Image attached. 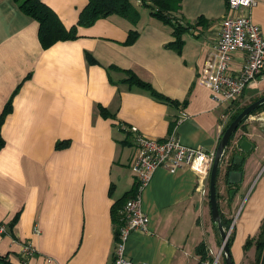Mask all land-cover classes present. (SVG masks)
Instances as JSON below:
<instances>
[{
    "label": "crops",
    "instance_id": "crops-1",
    "mask_svg": "<svg viewBox=\"0 0 264 264\" xmlns=\"http://www.w3.org/2000/svg\"><path fill=\"white\" fill-rule=\"evenodd\" d=\"M44 1L66 28L87 2ZM138 10L136 24L110 14L78 26V38L42 48L37 22L12 0H0V108L16 90L1 126L0 150V222L7 228L0 234V256L9 264H111V206L136 180L129 169L135 149L130 127L159 140L174 129L184 144L215 151L235 107L264 94V68L234 99L236 105L216 106L199 79L213 59L225 0L181 1L172 14L188 27L179 50L168 45L175 39L172 26L149 9ZM251 17L264 35V0H256ZM131 29L137 37L126 43ZM231 61L240 70L245 55L236 52ZM129 71L172 101L131 84ZM244 138L252 143L248 152L239 148ZM62 140L68 144L56 148ZM229 147L241 157V179L222 184L220 169L225 164L226 171L228 162L221 160L217 202L228 220L232 263L256 264L255 238L264 219V117L250 114ZM199 176L187 166L154 172L139 191L150 230L129 234L126 256L139 263L197 264L195 247L202 241L211 264L221 263L222 239L208 201L210 176L202 184ZM25 244L34 251L25 253Z\"/></svg>",
    "mask_w": 264,
    "mask_h": 264
},
{
    "label": "built area",
    "instance_id": "built-area-1",
    "mask_svg": "<svg viewBox=\"0 0 264 264\" xmlns=\"http://www.w3.org/2000/svg\"><path fill=\"white\" fill-rule=\"evenodd\" d=\"M255 4L256 0H225L226 13L219 23L213 59L206 63L199 76L200 81L210 89L211 99L216 106L231 104L264 68V35L251 17ZM236 52L243 53L245 61L240 70L234 71L231 59ZM130 131L133 133L135 149L129 169L139 189L134 197L125 201L120 210L122 223L117 230L111 264H150L148 261H133L125 252L126 240L133 230H150L149 218L141 207L139 191L159 167L174 171L187 166L200 175L198 180L202 184L209 177L214 151L184 144L174 129L160 140L144 136L135 126H131ZM202 193H206L205 188H202ZM6 231V225L0 222V234ZM23 250L25 253L34 251L29 244H25Z\"/></svg>",
    "mask_w": 264,
    "mask_h": 264
},
{
    "label": "trees",
    "instance_id": "trees-1",
    "mask_svg": "<svg viewBox=\"0 0 264 264\" xmlns=\"http://www.w3.org/2000/svg\"><path fill=\"white\" fill-rule=\"evenodd\" d=\"M14 3L17 4V7L34 19L37 24V38L42 48H48L53 45L57 41H64V40H73L79 37L77 33L78 26H89L93 24L97 19L106 17L110 14H116L121 17L128 19L131 23L136 24L139 20V11L134 6L131 0H87L84 7L81 9L78 19L75 24L67 27L62 23L61 19L58 18L59 16L57 13L44 1V0H12ZM149 2L146 3L145 0H142V4L146 5L150 9V14L155 17L156 19L160 20L163 23L169 24L173 27V35L175 39L172 42H169V46L175 47L177 50L180 49L182 45V38L181 34L186 30L188 27L180 25L179 23L175 22L174 16L172 14L180 9L181 1L182 0H148ZM137 37V31L135 29L129 30L127 37L125 39L126 43H132L135 38ZM92 60V59H91ZM131 84H135L145 90H147L151 95L160 99V100H170L168 97L164 96L157 90L153 88V86L143 79L137 77L133 72L129 71V76L127 79ZM16 90L12 92L9 99L4 103L2 108H0V150L2 146L5 144V140L1 134V126L5 120V117L8 113L12 110V99ZM264 95V94H263ZM259 98V97H258ZM236 105V104H234ZM245 107L236 106L234 111L231 113L228 123ZM264 109V103L261 104L259 107L254 109L251 114L258 112ZM100 112L103 116H108L109 114L105 111V108L101 107ZM243 120L237 129L240 126H243ZM225 126V128H226ZM235 130V132L237 131ZM231 135V138L227 144V146L231 145L230 142L235 138L234 134ZM68 144L67 140L57 141L56 148L63 147ZM235 151V150H234ZM230 156V160L227 163L226 173H225V183H228V176L230 171L239 169V165L234 164V157L238 154V152H234ZM240 170V169H239ZM219 174V172H218ZM139 187L137 183L132 186L129 191H126L120 198L116 199L112 206H111V215L113 218V222L115 224V239L118 235V228L119 225L122 223L121 221V212L125 201L131 197H134L138 191ZM220 212L221 223L225 229H227V218L225 219L224 216ZM230 240V239H229ZM251 243V240H247L244 247H247ZM255 245H256V264H259L260 257L264 248V219L262 220L259 232L255 238ZM195 253L198 256L197 264H211L213 258L210 257L208 254V249L204 242H200L195 247ZM0 264H9L7 258L5 256H0ZM224 264L223 259L221 263Z\"/></svg>",
    "mask_w": 264,
    "mask_h": 264
},
{
    "label": "water",
    "instance_id": "water-1",
    "mask_svg": "<svg viewBox=\"0 0 264 264\" xmlns=\"http://www.w3.org/2000/svg\"><path fill=\"white\" fill-rule=\"evenodd\" d=\"M264 103V95L260 96V98L249 102L245 105V107L229 122V124L224 129L217 147L214 151V158L212 162V166L209 173V181H208V201L210 207V215L213 222L217 225L220 237L222 239L220 253L222 254V259L224 264H233L231 260V255L229 251V244H228V231L225 230L224 226L221 223L220 212H219V205L217 202V191H216V182L217 176L221 164L222 157L224 155L225 149L227 144L231 138V135L235 132L239 124L247 119V117L251 114V112L259 107L261 104ZM252 143L247 139H242L239 142V148L248 152L251 149ZM241 157L236 155L234 157V164L239 165ZM241 179V172L240 170H232L228 176V182L231 184H236ZM264 250V248H263ZM217 261V259H216ZM214 260L213 264H216ZM259 264H264V251H262Z\"/></svg>",
    "mask_w": 264,
    "mask_h": 264
},
{
    "label": "rangeland",
    "instance_id": "rangeland-1",
    "mask_svg": "<svg viewBox=\"0 0 264 264\" xmlns=\"http://www.w3.org/2000/svg\"><path fill=\"white\" fill-rule=\"evenodd\" d=\"M135 7H137V9L140 7V8H144L145 10H147L148 11V9H149V7H147L146 5H141V6H135ZM150 10V9H149ZM139 11V10H138ZM140 14V13H139ZM141 15V14H140ZM140 15H139V17H140ZM235 102V104H237L236 103V101H234ZM248 103V102H247ZM244 105V104H243ZM242 106V105H241ZM263 112H264V109H262V110H260V111H258V112H255V113H253V114H251V115H255V117H257V116H262V117H264L263 116ZM234 137H235V134H234ZM232 143V141L230 142V144ZM230 146V145H229ZM229 146H227L226 147V149H225V152H224V155H223V157H222V160L224 161V163H227V162H229V160H230V156H231V153H232V150L230 151V147ZM230 151V152H229ZM224 166H225V164L224 165H222V167H221V169H220V174H219V179H220V182H222V184L225 182V173H226V171H224ZM226 170V169H225Z\"/></svg>",
    "mask_w": 264,
    "mask_h": 264
}]
</instances>
